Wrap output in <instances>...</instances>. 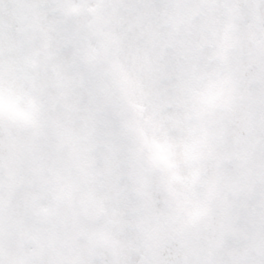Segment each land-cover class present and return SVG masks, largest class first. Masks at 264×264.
Returning <instances> with one entry per match:
<instances>
[{"label": "clouds", "instance_id": "clouds-1", "mask_svg": "<svg viewBox=\"0 0 264 264\" xmlns=\"http://www.w3.org/2000/svg\"><path fill=\"white\" fill-rule=\"evenodd\" d=\"M0 264H264V0H0Z\"/></svg>", "mask_w": 264, "mask_h": 264}]
</instances>
